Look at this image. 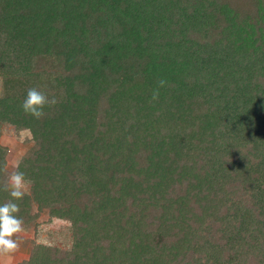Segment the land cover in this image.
Segmentation results:
<instances>
[{"label": "trees", "instance_id": "trees-1", "mask_svg": "<svg viewBox=\"0 0 264 264\" xmlns=\"http://www.w3.org/2000/svg\"><path fill=\"white\" fill-rule=\"evenodd\" d=\"M0 84L24 225L70 222L21 264H264V0H0Z\"/></svg>", "mask_w": 264, "mask_h": 264}, {"label": "clouds", "instance_id": "clouds-1", "mask_svg": "<svg viewBox=\"0 0 264 264\" xmlns=\"http://www.w3.org/2000/svg\"><path fill=\"white\" fill-rule=\"evenodd\" d=\"M168 81L164 78L157 80V87L152 90L151 101H158L160 89L166 87ZM58 99L53 95L31 87L20 107L27 115L36 120L46 115V109L54 107ZM29 180L26 173L19 170H9L7 160L0 163V191L8 194L9 199L0 203V257L11 256L20 247L19 236L25 231L24 219L19 215L21 209L17 201H22L27 193Z\"/></svg>", "mask_w": 264, "mask_h": 264}, {"label": "rangeland", "instance_id": "rangeland-1", "mask_svg": "<svg viewBox=\"0 0 264 264\" xmlns=\"http://www.w3.org/2000/svg\"><path fill=\"white\" fill-rule=\"evenodd\" d=\"M32 145L33 140L28 130H19L10 124L1 127L0 146L6 149V160L10 171L16 168L21 157ZM29 188L28 185L27 192ZM33 210L35 211V208ZM24 227L25 231L19 236L22 242L18 251L10 257H0V264H21L28 258L30 249L35 243L52 244L63 248L71 247L70 222L57 218L49 219L47 211H42L35 222Z\"/></svg>", "mask_w": 264, "mask_h": 264}]
</instances>
